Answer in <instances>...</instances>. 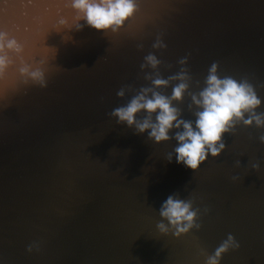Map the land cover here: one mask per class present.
<instances>
[{"label":"water","instance_id":"1","mask_svg":"<svg viewBox=\"0 0 264 264\" xmlns=\"http://www.w3.org/2000/svg\"><path fill=\"white\" fill-rule=\"evenodd\" d=\"M59 2L12 0L0 23L39 40ZM71 37L47 34L57 53L45 88L0 99V264H205L228 234L238 247L219 264H264V126L235 121L221 153L192 171L168 161L175 140L155 144L110 115L142 88L170 96L181 81L169 78L183 73L172 106L194 121L191 97L213 62L218 76L250 84L264 113V0H137L117 32ZM168 195L196 212L175 237L157 228H168L159 215Z\"/></svg>","mask_w":264,"mask_h":264},{"label":"clouds","instance_id":"2","mask_svg":"<svg viewBox=\"0 0 264 264\" xmlns=\"http://www.w3.org/2000/svg\"><path fill=\"white\" fill-rule=\"evenodd\" d=\"M28 2L29 0H21V6ZM12 7V0H0V17L5 16ZM136 11L137 0H60L54 21L49 22L47 28L38 34L39 40L27 35L21 37L10 34V30L0 23V99L8 93L22 89H43L47 86L48 77L56 67L54 61L57 53L54 46L45 44L49 32L60 35L62 42L71 41V33L80 31L83 27L102 33H115ZM16 31L27 34L32 32V29ZM153 47L163 48L165 45L158 40ZM144 60L150 67H155L159 62L152 54L144 57ZM179 62L183 64L185 58ZM169 79L181 81L172 88L170 96L142 88L126 105L114 108L110 113L118 124L134 127L136 133L146 132L147 138L155 144L170 138L175 140L173 153L167 157L169 162L174 154L176 164L196 171L208 157L215 158L221 153L225 147L222 137L229 132L235 121H242L245 126H264V113H255L261 101L252 86L230 76H218L215 62L208 68L204 87L198 95L191 97L192 104L199 109L194 114V121L178 118L179 111L172 106V101H179L187 88L183 82V73ZM167 84L168 80H152L153 88ZM116 95L122 96L123 90L118 91ZM141 111L145 115L136 119V114ZM259 140L264 143V136ZM255 167L256 165H253V168ZM159 215L168 225L166 228L163 223H158L159 231L166 232L169 228H174L172 234L175 237L193 227L196 212L191 210L189 202L168 195L160 205ZM230 246L235 249L238 244L233 236L228 234L207 258L205 264H219L222 254L226 253Z\"/></svg>","mask_w":264,"mask_h":264}]
</instances>
